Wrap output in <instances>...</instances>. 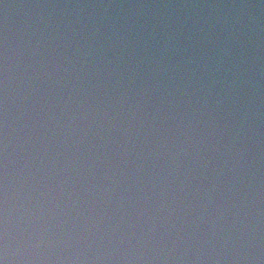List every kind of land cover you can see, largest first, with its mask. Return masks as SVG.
<instances>
[{
  "label": "clouds",
  "instance_id": "clouds-1",
  "mask_svg": "<svg viewBox=\"0 0 264 264\" xmlns=\"http://www.w3.org/2000/svg\"><path fill=\"white\" fill-rule=\"evenodd\" d=\"M0 264H264V0H0Z\"/></svg>",
  "mask_w": 264,
  "mask_h": 264
}]
</instances>
